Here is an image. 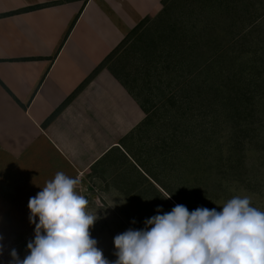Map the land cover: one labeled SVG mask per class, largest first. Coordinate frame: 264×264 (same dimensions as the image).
Returning <instances> with one entry per match:
<instances>
[{"label":"rangeland","instance_id":"1","mask_svg":"<svg viewBox=\"0 0 264 264\" xmlns=\"http://www.w3.org/2000/svg\"><path fill=\"white\" fill-rule=\"evenodd\" d=\"M163 2L161 13L144 20L98 70L115 67V62L126 72L133 69L132 78L142 79L140 86L124 79L122 85L133 95L152 96L147 117L129 141L131 151L189 211L219 210L234 195L250 196L252 205L264 211V0ZM109 72L120 79L114 68ZM239 101L245 113L230 110ZM100 181L91 182L86 197L88 209L98 208L99 217L90 234L104 257L113 261L114 237L129 228H144L145 219L155 214H129L130 207L117 204ZM131 188L150 190L141 183ZM93 194L99 198L92 200ZM173 199L168 197L166 204L164 198L152 197L148 207L169 212L177 205ZM0 222L6 223L1 215ZM12 224L10 216L7 225ZM19 233L34 238L33 231ZM16 234L0 227V257L6 256V241ZM15 249L21 259L29 251L27 246Z\"/></svg>","mask_w":264,"mask_h":264},{"label":"crops","instance_id":"2","mask_svg":"<svg viewBox=\"0 0 264 264\" xmlns=\"http://www.w3.org/2000/svg\"><path fill=\"white\" fill-rule=\"evenodd\" d=\"M163 1L0 0V227L17 233L1 264L34 239L18 234L34 232L29 198L58 171L78 177L85 197L101 180L132 215L157 214L148 207L152 197L173 199L129 144L152 96L131 94L121 79L136 88L142 79L115 61L98 72L140 22L161 13ZM140 183L150 190L131 188Z\"/></svg>","mask_w":264,"mask_h":264},{"label":"clouds","instance_id":"3","mask_svg":"<svg viewBox=\"0 0 264 264\" xmlns=\"http://www.w3.org/2000/svg\"><path fill=\"white\" fill-rule=\"evenodd\" d=\"M79 184L58 171L29 198L34 239L23 259L12 249L9 264H264V211L248 195L232 196L219 210L177 204L162 212L157 206L144 228L114 237L116 259L109 261L90 234L98 208L88 209Z\"/></svg>","mask_w":264,"mask_h":264},{"label":"trees","instance_id":"4","mask_svg":"<svg viewBox=\"0 0 264 264\" xmlns=\"http://www.w3.org/2000/svg\"><path fill=\"white\" fill-rule=\"evenodd\" d=\"M165 3V2H164ZM38 7H40V6H38ZM145 21H146V19H144ZM144 20L142 21V22H140L138 25H137V27L135 28V29H138V28H140V26H142L143 25V23H144ZM134 29V30H135ZM111 57V56H110ZM110 57H108V58H110ZM101 68V67H100ZM99 70V69H98ZM241 100V99H240ZM242 101V100H241ZM241 101H239V102H237V104H236V106L234 105V106H232L231 105V108H230V110H232V111H236L238 114H241V112H244L245 113V111H247L246 109H245V107H244V105H243V102H241ZM231 113H233V112H231ZM253 113H255L254 111H253ZM234 117H237V116H234ZM238 117H239V119L241 118V115H238ZM243 124H246V123H242V125ZM242 127V126H241Z\"/></svg>","mask_w":264,"mask_h":264}]
</instances>
